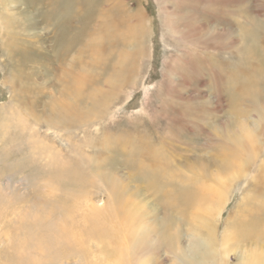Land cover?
Instances as JSON below:
<instances>
[{
  "label": "rangeland",
  "instance_id": "1",
  "mask_svg": "<svg viewBox=\"0 0 264 264\" xmlns=\"http://www.w3.org/2000/svg\"><path fill=\"white\" fill-rule=\"evenodd\" d=\"M107 21L133 38L113 47L126 53L124 64L113 66L117 58L110 54L92 59L87 51L102 32L100 22ZM242 72L257 76L243 92L231 83V73ZM113 76L126 83L109 86L105 81ZM80 79L82 96L107 105L60 94ZM54 104L75 108L74 126L80 129L68 134L36 125L57 114ZM35 146L52 148L62 160L86 157L88 173L110 185L104 191L91 185L86 193L71 191L75 199L59 207L68 193L52 181L42 185V174L29 182V167L25 175H2L15 161L30 158ZM233 151L240 152L239 164L226 170ZM46 157L30 166L36 170ZM261 182L264 0H0V264H44L43 256L76 255L82 243L58 246L57 232L47 229L44 236L39 225L45 223L26 225L24 218L66 222L69 215L67 232L72 227L68 234L80 241L86 239V205L104 213L119 208L114 204L119 196L140 213L139 238L157 247L135 264H179L181 254L195 258L190 221L212 218L207 208L224 201L213 238L207 239L213 241L203 246L209 259L218 263L229 255L230 264H238L250 252L264 259V245L229 237L245 204L257 203L250 196ZM208 190L215 191L213 200L190 206ZM248 219L264 226L261 213ZM202 233L206 237L208 230ZM76 256L69 257L72 264H78Z\"/></svg>",
  "mask_w": 264,
  "mask_h": 264
},
{
  "label": "bare ground",
  "instance_id": "2",
  "mask_svg": "<svg viewBox=\"0 0 264 264\" xmlns=\"http://www.w3.org/2000/svg\"><path fill=\"white\" fill-rule=\"evenodd\" d=\"M100 23L101 24L99 26H100V29L102 32H100V30H99V32H97L98 34H96V36H98V37L94 38V40H91L89 43H87V46H86L87 51L89 52L91 58L92 59L94 58L95 60H99V59H102L100 57L101 55L110 54V55H114L115 58H117V60H116L117 63L115 62V64L113 66H116L117 64H124L125 60H126L124 57L127 58L126 53L123 50H121V51L114 50V48H115V46H119V45L123 46L127 42V40H128V42L129 41L131 42V40H133V38H131L130 36H127V34L124 35V33H126V30L124 33H122L123 36H121L120 32H118V31L116 32V30H119V28L115 27L116 24H114L112 22L107 21V22H100ZM135 26H137V25H135ZM129 32L132 33L133 32L132 29H129L127 33H129ZM129 38H130V40H129ZM141 51H140V53H141ZM105 55H103V56H105ZM122 57H123V59H122ZM115 72H118V71L116 70ZM231 76L234 77V80L230 79L231 83L236 85V87H238L239 91H241V92H243L245 90L247 91V90H249V88L251 89V87H252L251 85H253L255 83V80L257 77L255 73H251V72H249V73L242 72V73H239L238 75H236V74L232 75V73H231ZM80 81H81V79L79 80V83L74 82V84H75L74 86L71 83V86H68V88H65V90H63L62 92L60 91V94L63 96H66L67 92H71L72 95L74 94L76 97L83 98L82 99L83 101L86 100L85 101L86 104H87V102L89 103V101H93V103H94L96 100L95 96H90V95L82 96V94L80 93V89H82ZM105 83L108 84L109 86L112 85L111 87L115 86L117 88H120V86H121L120 83L125 84L126 81L124 79L118 78L117 76L114 78V76H113V78L111 77V78L107 79L105 81ZM68 95H70V94H68ZM72 95H70V96H72ZM94 98H95V100H94ZM103 104L106 106L107 101L104 100V102H103V100H101V101L95 102V106L96 105L101 106ZM54 105H55L54 108H56V110H57V114H52L50 116V119H45V120L37 119L35 121V122H37L36 125L43 123L49 130L53 129L56 132H66L68 134H70L69 132H71L72 129H74V130L80 129V128H77V126H74V122H75L76 117H77V115H74V113L76 112L75 108L63 110V109H60V107H58L57 104H54ZM75 107H78V106H75ZM66 108H68V107H66ZM172 109H173V107H172ZM66 111H70L71 113L68 115L66 113ZM90 127H91V125L86 127V129H88ZM70 137H71V135L68 136L67 141L71 140ZM228 141H230V140H228ZM32 150H33L32 153L29 155L30 158H25L27 160L26 162H24L25 159H19V160L15 161L14 165L11 168L7 167L6 169H3L2 175L4 174L6 176L12 177V176H15L18 173H22V172H23L22 174L25 175V169H27L29 167L28 174H29V176L32 177V178L28 177L29 179L27 180V182H29L30 179L33 180L35 178V176L42 174L44 176L41 179L42 185H44L45 187H48L47 182L52 181L57 186V188H59V186H61L59 188V190H62V192L65 191V193H68L65 195V198L62 197L61 202L59 203L60 205L58 204L59 207H61L62 204H65V200L67 198H69L68 204H69L70 200L75 199V198H73V193H71L70 196H68L71 191L74 193H75V191H79V192L81 191V193H82V192H85L86 188H88L90 185L93 188H98V189L104 191L105 187H107L106 184L108 183L110 185V183L107 180L106 181L103 180L104 181L103 182L101 180L96 179L94 174L88 173L89 168H87L88 167V164H87L88 160L86 157H80L79 158V155H78L75 160H73V159L62 160V159H60V157L58 155L59 153L55 152L52 148L50 150L47 149L48 150V152H47L46 149L44 150V148H42L40 150V148L35 146L32 148ZM233 152H234V154L236 153V151H233ZM243 152L244 151H242V154H243ZM221 154H223V153H221ZM239 154H240V152H237L236 155L234 156V159L232 161L229 160L230 162L225 164L226 170L230 169L232 166L237 165L238 162L236 160H237V157ZM42 156H47L46 162H45V164H39V167L35 170L34 167L30 166L31 162H34L35 158H36V160H38V158L42 159ZM221 159H224V158H221ZM31 168H34V170ZM20 169H22V171H18ZM24 177H26V176H24ZM86 177L95 179V181L93 183L89 184L90 181L89 180L87 181ZM99 179H102V178H99ZM255 184H257V183H255ZM214 192H215L214 190H213V192L211 190H208L207 193H203L201 195H198L200 193L199 192L196 197L194 196L196 201L193 202L190 200L191 203L193 202V204L189 203L190 206H194L196 204H199V206H201V205L204 206V204L206 202L213 200L212 197L215 196ZM252 192H253V195H251V196L249 195L251 197V201L252 200L255 201L258 198L257 203L253 202L254 203L253 206L245 204V206L243 207L245 209L241 210L243 217H240L239 221L234 222L233 227H232L233 229L231 230L229 237H230L231 242H233V243L242 244L243 242L251 241V242H255L256 245L263 246L264 245V226L261 225V223H251V221L248 219V217L249 216L251 217L253 212H258V213H261L264 215V183L261 182L260 184H258ZM63 195H64V193H63ZM74 195H76V194H74ZM117 197H118V195H117ZM117 199L118 200H115L114 204L118 205L119 208L111 210V211L105 210L104 213L99 212L97 210V207L94 204H89V205L87 204L86 205L88 207V210H87L88 218L83 217L85 220V223H88L86 225L85 233L83 232L85 234V236L84 235L83 236L86 237V239L81 238L82 240H80V241L78 239L79 236L76 233L68 234L70 231H72V227H70V229H69L70 231L67 232V228H68L67 224H69V219H70L69 215H68V217L66 216V218L68 220L66 222L65 221L64 222H56L52 219L50 220V218H48V217L38 218L37 217L38 215H36V217H33L34 216L33 214H32L33 216H31V217L30 216L27 218L25 217L24 221L26 222V225L28 224L27 222H33V224L35 226H36V223H45L44 225H39V226H41L40 228H42V230H43L42 235L45 236L44 230H47V229H48V232L52 235L57 232L54 236L58 237L55 239V242H57L58 246H63V244L65 245V243H67V242H69V244H72V246H73V243H75V244L82 243V247L80 249V252L79 253H77V251L75 252L76 255L78 254L77 256L74 253H72L73 251L69 255V257L73 256V258L76 256V260H77L76 263H78V264H135V263H137L138 259L144 258L145 256L149 255L151 252H154L155 250H157V247L153 246L150 242H148V239L144 238V236L139 238L140 228H137V225H139V223H137V222L140 219V213L136 209L137 207L135 208L133 206V208H132V203L129 200L125 199L124 196H119ZM192 199L194 200V198H192ZM226 200H228V198H226ZM228 201H230V200H228ZM187 202H189V200ZM187 202H185V203H187ZM245 202H246V199H245ZM40 203H42V202H40ZM224 203H225V201L223 202V204L221 206H217V207L213 206V207L207 208V214L212 215V218H211V216L208 219L206 217L201 218V221L199 223L197 222V224H196L197 218L196 219L194 218L190 221V224L192 225V235H191L192 245L195 249L196 255H195V258L186 259L187 255L181 254L177 258L178 261L180 262L179 264H230L231 258L229 255H226L225 257H223L222 260H220L218 263L213 259V257L211 258L212 259V261H211L209 258L211 257L212 254L210 252H206L204 247H203L204 245H205V247L207 246V242H209V244H210V242L213 241V240L208 241L207 239L213 238L212 237L213 230H214L213 226H214V223H216L218 221V219L221 217V214L223 213L222 207H223ZM226 203H227V201H226ZM186 214L187 213H185V215ZM87 215H85V216H87ZM210 218H211V220H210ZM42 219H45V220H42ZM72 219H74V218H72ZM141 220H143L142 216H141ZM205 220L207 223L205 222ZM2 221L3 220H1V222ZM3 223H5V222L3 221ZM69 225H71V224H69ZM203 229L208 230V234L206 235V237H203V233H202ZM215 229H216V227H215ZM0 230H1V228H0ZM54 230H56V231H54ZM81 233H82V231H81ZM54 236H53V238H54ZM3 238H4V236H3ZM50 239H52V238H50ZM32 242H33V240H32ZM42 246H44V245H42ZM44 248L46 249V247H44ZM59 248H61V247H59ZM62 249H63V247H62ZM73 250H74V248H73ZM41 253H43V251H41ZM55 254H57V252ZM60 255H62V254H60ZM90 255H93L94 257L91 258ZM257 255L258 254H256V252L247 253V255L242 256V257H240V259H238L239 260L238 264H264V259H262V258L260 259L259 257H257ZM40 256H42V255H40ZM69 257L65 256L63 258L60 256H53L50 258L48 256H43L41 260L46 261V263H44V264H72ZM48 259H50V260H48ZM31 263H35V262H31Z\"/></svg>",
  "mask_w": 264,
  "mask_h": 264
}]
</instances>
